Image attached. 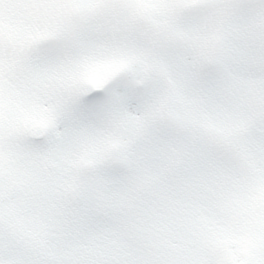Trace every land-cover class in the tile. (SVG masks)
I'll return each mask as SVG.
<instances>
[{
  "label": "snow or ice",
  "instance_id": "6c2138e0",
  "mask_svg": "<svg viewBox=\"0 0 264 264\" xmlns=\"http://www.w3.org/2000/svg\"><path fill=\"white\" fill-rule=\"evenodd\" d=\"M0 264H264V0H0Z\"/></svg>",
  "mask_w": 264,
  "mask_h": 264
}]
</instances>
